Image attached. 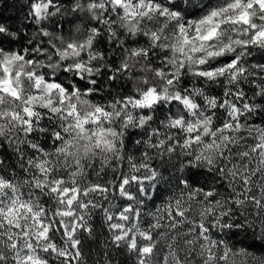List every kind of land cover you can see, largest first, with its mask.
Masks as SVG:
<instances>
[{
	"label": "clouds",
	"instance_id": "obj_1",
	"mask_svg": "<svg viewBox=\"0 0 264 264\" xmlns=\"http://www.w3.org/2000/svg\"><path fill=\"white\" fill-rule=\"evenodd\" d=\"M0 264H264V0H0Z\"/></svg>",
	"mask_w": 264,
	"mask_h": 264
}]
</instances>
